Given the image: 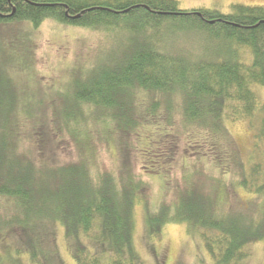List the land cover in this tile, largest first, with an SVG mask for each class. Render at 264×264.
<instances>
[{"label":"trees","instance_id":"obj_1","mask_svg":"<svg viewBox=\"0 0 264 264\" xmlns=\"http://www.w3.org/2000/svg\"><path fill=\"white\" fill-rule=\"evenodd\" d=\"M47 19L113 32L110 47L127 43V50L73 81L62 100V131L83 152L76 165L35 173L12 149L19 106L0 98V198L14 214L7 225L27 232L32 220L36 227L61 224L77 264H140L134 209L144 203L151 234L184 225L203 240L212 264H251L252 245L264 242V101L257 92L264 87V6L233 5L225 15L183 11L176 0H0V24L29 21L38 28ZM138 92L170 101L141 104ZM83 103L102 113L104 132L114 124L136 136L130 147L140 151L141 169L165 180L156 206L143 201L145 184L133 172L88 166L93 150L78 116ZM239 121L252 133L246 155L226 124ZM23 239L31 262L41 264L33 239Z\"/></svg>","mask_w":264,"mask_h":264},{"label":"rangeland","instance_id":"obj_2","mask_svg":"<svg viewBox=\"0 0 264 264\" xmlns=\"http://www.w3.org/2000/svg\"><path fill=\"white\" fill-rule=\"evenodd\" d=\"M176 1L183 11L209 9L225 15L232 12L233 5L264 6V0ZM113 35V32L74 27L53 19L45 20L38 28L29 21L0 24V98L19 106L15 111L18 116L15 117V129L19 137H13L12 149L32 166L35 173L41 174L48 167L76 165L83 161V152L78 143L65 129L62 131L60 116L65 114L63 101L69 98L73 81H84L87 75L98 68L96 64L115 60V54L121 50L119 58L126 54L127 43L122 49L110 47ZM124 35L123 38L127 40ZM178 55V52L172 53L173 57ZM135 89L129 91L130 96L135 95ZM257 92L264 101V87L257 88ZM144 94L137 93L141 104L151 100L161 102L162 107L170 101L165 95H153L151 99ZM171 103L179 115L178 102ZM94 109L83 103L78 113L85 129H88L87 142L93 150V154L89 155L88 166L101 172L119 169L121 174L133 172L145 184L146 189L141 194L143 201L148 207L156 206L164 197L165 180L145 174L141 169V163L136 161L140 151L130 147L136 136L125 134L114 124H110L111 130L104 132L100 122L102 113ZM27 110L31 113V120L24 118ZM226 124L242 154L246 155L252 146L248 122ZM79 125L82 128V124ZM181 135H184V131H181ZM120 141L125 142L122 150ZM136 142V147L141 148V144ZM176 175L178 179L181 178L182 168ZM238 192L243 199L251 197L242 190ZM233 195L237 194L233 192ZM8 205L7 200L0 198V264H34L31 262V250L24 244L26 241L23 237L33 239V247L44 256L39 258L41 264H77L68 251L65 230L61 224L36 227L32 225V220L26 226L27 232L21 231L17 226L7 225L14 215ZM145 217L144 203L137 205L134 209V239L140 264H212V257L203 240L190 236L186 226L169 225L157 237L149 232ZM24 233L27 235L23 236ZM251 253V264H264V242L252 245Z\"/></svg>","mask_w":264,"mask_h":264}]
</instances>
